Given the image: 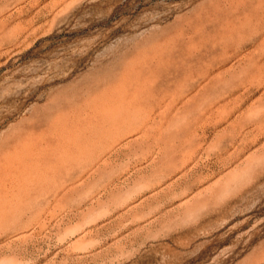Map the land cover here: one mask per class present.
I'll return each instance as SVG.
<instances>
[{
	"label": "rangeland",
	"instance_id": "374dc122",
	"mask_svg": "<svg viewBox=\"0 0 264 264\" xmlns=\"http://www.w3.org/2000/svg\"><path fill=\"white\" fill-rule=\"evenodd\" d=\"M0 264H264V0H0Z\"/></svg>",
	"mask_w": 264,
	"mask_h": 264
}]
</instances>
